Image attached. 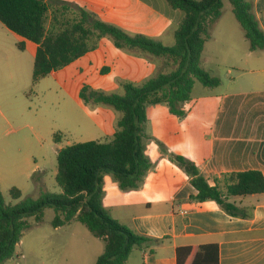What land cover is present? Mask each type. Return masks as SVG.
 <instances>
[{
	"label": "crops",
	"instance_id": "1",
	"mask_svg": "<svg viewBox=\"0 0 264 264\" xmlns=\"http://www.w3.org/2000/svg\"><path fill=\"white\" fill-rule=\"evenodd\" d=\"M67 1L87 8L129 34H144L166 46L174 45V33L184 16L165 0ZM247 1L252 2L264 32V0ZM224 16L223 8L202 56V66L219 77L221 85L200 87L195 83L192 99L183 105L185 117L172 115L166 104L150 105L153 115L150 106L147 108V136L164 142L167 149L163 155L156 145L150 151L152 157L148 156L152 166L147 174L154 166L157 179L150 185H142L146 182L143 180L139 187L121 193L118 182L107 187L105 175L103 203L112 217L139 235L160 240L135 249L126 264H177V248L207 244L219 246L220 264H264V193L231 199L252 213L249 218H241L227 214L215 201L193 200L196 192L190 175L181 186L175 182L177 174L185 172L174 161L175 155L193 161L208 178L249 170L264 175V50L251 51L237 19L225 20ZM5 28L17 42L19 53L0 57V79L5 72L11 77L15 76L14 71L26 75L29 71L33 83L38 45L10 31L0 21V32ZM159 65L157 60L122 51L110 39L103 38L95 50L52 72L38 85L54 102L56 110L51 118L59 131L84 138L67 145L103 142L112 139L119 115L103 105L87 106L80 98L81 89L88 85L118 92L121 81L141 83L152 77ZM62 136L59 134V142ZM64 147L61 144L59 149ZM38 168V164L27 167L21 174L31 180ZM36 225L40 224L33 228ZM92 236L95 239L86 237L72 243L80 246L75 258L83 264H95L105 250L103 239Z\"/></svg>",
	"mask_w": 264,
	"mask_h": 264
},
{
	"label": "trees",
	"instance_id": "2",
	"mask_svg": "<svg viewBox=\"0 0 264 264\" xmlns=\"http://www.w3.org/2000/svg\"><path fill=\"white\" fill-rule=\"evenodd\" d=\"M165 1L184 14L174 33L173 46L144 34H129L67 0H0V21L10 31L38 45L34 85L95 50L103 38L110 39L122 51L160 63L156 73L141 83L121 81L118 92L96 90L88 85L81 89L80 98L87 106L110 107L119 118L111 140L78 142L58 151L59 194L43 192L38 198H23V192L13 187L10 195L19 202L11 204L0 190V264L14 257L23 236L33 228L29 218L41 224L47 208L56 211L52 221L55 228L79 221L95 237L103 239L105 250L95 264H126L135 249L160 242L135 233L112 217L103 203L105 175L112 173L123 190L139 187L152 166L143 144L147 137L148 106L166 104L172 115L185 117L183 105L192 99L197 81L206 87L221 85L222 80L202 66V56L224 8V0ZM230 2L250 50H264V32L252 2ZM54 139L59 142V134ZM173 159L191 176L196 192L193 200L215 201L231 216L251 217L247 208L231 199L264 193L262 172L249 170L208 178L190 159L181 155ZM32 180L37 185L41 179L34 173ZM177 264H220L219 246L179 247Z\"/></svg>",
	"mask_w": 264,
	"mask_h": 264
},
{
	"label": "rangeland",
	"instance_id": "3",
	"mask_svg": "<svg viewBox=\"0 0 264 264\" xmlns=\"http://www.w3.org/2000/svg\"><path fill=\"white\" fill-rule=\"evenodd\" d=\"M224 14L225 20L231 18L236 21L230 0H224ZM238 27L239 36H242V28L239 25ZM165 42L168 43L169 40ZM18 49V44L12 34L6 28L2 30L0 32V57L15 56L17 54L14 52L19 53ZM14 73L15 76L13 74L8 77V73L5 72L3 79H0V190L6 202L11 204L19 202V200H13L10 195L13 187L23 192V198L28 196L38 198L43 192L59 194L61 187L56 181L59 146L61 144L67 146L69 142L84 139L59 131L57 122L51 118L52 112L56 110L54 102L38 84L32 83L29 71L28 77L25 72L14 71ZM196 83L200 87L203 85L198 81ZM150 111L153 115L151 106ZM32 126L34 128H31ZM149 130L152 131V128L149 127ZM55 134L63 135L61 142L54 140ZM143 144L147 157H150V151L156 145L161 150V154H167L165 143L153 137H145ZM36 164L39 168L35 173L41 179L40 184L37 185L32 179L28 180L27 176L21 174L25 168ZM153 167L152 171L144 177L146 182L143 181L142 185L145 183L150 185L157 179L158 176ZM184 171L183 175L177 174L176 176L175 182L178 186H181L189 177L188 172ZM113 183H117L114 175L107 173V187L109 188ZM119 191L124 193L121 188ZM108 204L109 199L106 201V207ZM55 215L56 211L53 208H47L43 222L25 233L14 257L3 264H83L75 258V255L77 256L80 252V246H74L72 243L84 241L86 237L95 238L79 221H74L62 228H55L52 224ZM29 221L36 224L33 217L29 218ZM67 243L71 244L67 246Z\"/></svg>",
	"mask_w": 264,
	"mask_h": 264
}]
</instances>
